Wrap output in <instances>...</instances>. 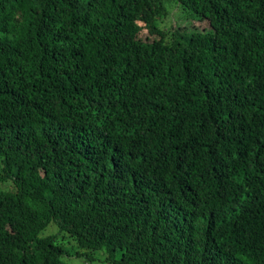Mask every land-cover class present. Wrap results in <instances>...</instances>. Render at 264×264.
Instances as JSON below:
<instances>
[{"label": "trees", "instance_id": "1", "mask_svg": "<svg viewBox=\"0 0 264 264\" xmlns=\"http://www.w3.org/2000/svg\"><path fill=\"white\" fill-rule=\"evenodd\" d=\"M0 181V264H264V0H0Z\"/></svg>", "mask_w": 264, "mask_h": 264}, {"label": "rangeland", "instance_id": "2", "mask_svg": "<svg viewBox=\"0 0 264 264\" xmlns=\"http://www.w3.org/2000/svg\"><path fill=\"white\" fill-rule=\"evenodd\" d=\"M175 13L169 14L168 17H166L162 24L165 26H168L175 18ZM10 182L8 181H0V188H6L8 187ZM41 236L44 235H51L57 233V227L54 224H49L45 229H43L40 233ZM63 239H68L67 236H63ZM65 248L66 252L63 254L62 259L65 262L71 263V264H108L105 260L106 255L102 251H92L89 250L88 254L90 256V259L84 258V257H77L74 252L77 249L74 242L71 240V242L66 241L65 242Z\"/></svg>", "mask_w": 264, "mask_h": 264}]
</instances>
